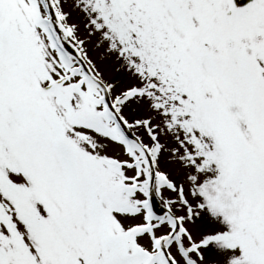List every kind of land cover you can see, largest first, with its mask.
Here are the masks:
<instances>
[{
    "label": "snow or ice",
    "instance_id": "6c2138e0",
    "mask_svg": "<svg viewBox=\"0 0 264 264\" xmlns=\"http://www.w3.org/2000/svg\"><path fill=\"white\" fill-rule=\"evenodd\" d=\"M0 264H264V0H0Z\"/></svg>",
    "mask_w": 264,
    "mask_h": 264
}]
</instances>
